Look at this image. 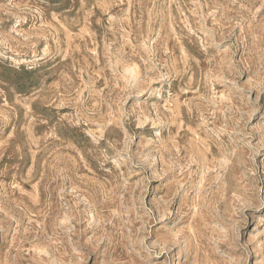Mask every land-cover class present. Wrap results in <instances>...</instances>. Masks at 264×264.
Masks as SVG:
<instances>
[{"label":"rangeland","instance_id":"obj_1","mask_svg":"<svg viewBox=\"0 0 264 264\" xmlns=\"http://www.w3.org/2000/svg\"><path fill=\"white\" fill-rule=\"evenodd\" d=\"M0 264H264V0H0Z\"/></svg>","mask_w":264,"mask_h":264}]
</instances>
